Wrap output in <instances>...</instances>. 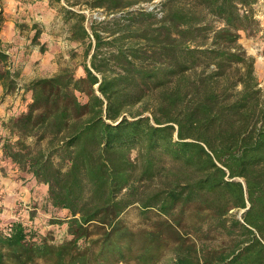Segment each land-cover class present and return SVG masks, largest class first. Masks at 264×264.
<instances>
[{
	"label": "trees",
	"instance_id": "obj_1",
	"mask_svg": "<svg viewBox=\"0 0 264 264\" xmlns=\"http://www.w3.org/2000/svg\"><path fill=\"white\" fill-rule=\"evenodd\" d=\"M152 1H87L126 11L92 33L61 7L86 44L84 77L64 68L22 86L0 39L4 96L30 95L3 123L0 152L47 186L69 237L15 220L0 226V264H264V89L240 43L259 0H165L159 19L130 10ZM5 21L0 6V34ZM131 208L139 227L124 218Z\"/></svg>",
	"mask_w": 264,
	"mask_h": 264
},
{
	"label": "rangeland",
	"instance_id": "obj_2",
	"mask_svg": "<svg viewBox=\"0 0 264 264\" xmlns=\"http://www.w3.org/2000/svg\"><path fill=\"white\" fill-rule=\"evenodd\" d=\"M87 1L90 0H48L44 3H40L39 0H0V6L4 9L5 13L7 12L10 14L16 26L14 27L17 32L16 40L10 45H5V48L10 53L13 67L16 70L19 69L18 64L23 61L22 58L26 57L28 54L32 55L33 51L32 49H30V45H38L39 47L43 45L45 49L49 51V53L51 52V62L55 61V56L60 51L61 47H64L67 53L69 52L70 43H68V36L65 35L67 26L64 24V22H62L63 19L60 18L62 16L61 7H69L73 9L74 12L84 13L87 17L85 24L88 27L90 33H92V25H95L96 28L103 30V32L106 31L105 28H113V23H111L112 25H108L106 22L109 19L122 18L126 13V11H118L113 14H108L105 10L102 9H91L87 6ZM163 1L165 0L140 2L139 4L133 6V8H131L130 10H143L151 12L157 16V19H159L162 16L161 10L163 7ZM254 9L257 22L252 28L248 29L246 32H242L240 43L245 48L247 54L255 59L256 74L261 87L264 89V0H259V2L254 6ZM48 13H50V19L46 17ZM157 19L155 17L150 18L146 23H154L157 21ZM146 23H144L143 21H138V26L145 28L144 25H146ZM37 31H40L41 34L38 43L34 44L33 39ZM104 35L107 36V34ZM47 37L49 40H44V38L46 39ZM59 37L61 38L59 39ZM29 40H31L32 42H28ZM85 51L86 44L74 41V61L68 58L65 59V61H61L64 67H61L60 71L64 68H70L77 78L84 77V65L85 63L89 64V59L85 58ZM50 61H48L49 64H51ZM36 65V68L40 69L38 63H36L34 66ZM47 69L50 68L47 67ZM30 70L33 71V69ZM50 71L51 70H48V74L50 73ZM41 73L43 72L41 71ZM37 78L43 77L38 75ZM28 79V76H26L25 79L23 78L21 80L22 82H19L20 85L23 86L25 82H28ZM79 96L82 101L87 100V97L85 95ZM24 99L28 98H21L20 95H13L12 97L7 98L6 101L3 99L0 102V105L4 104L3 111H5V115L0 117V124L2 129L3 123L5 121L15 115H18L22 108H24L22 101ZM141 111V107H136L131 112H127L125 115L131 118L133 116V113L136 115ZM148 115H150L149 112L145 113V116ZM132 156H136V151H133ZM6 167L8 168V166ZM15 169L16 168L13 167L11 170ZM16 173L18 174V176L12 177L13 182L15 181L20 184L22 181H25L22 178V174L20 172ZM20 185L23 186V183H21ZM4 187L5 186L2 185L0 188L1 227L7 228L11 222L19 219L23 221L30 229L38 232L40 235L51 236L56 242L60 243L69 238L67 233V222H62L64 224L52 223L53 221L61 222L63 217H65L66 212L58 210L55 211L51 209V206L49 208V204H46V195L48 192L47 186H39L40 189L36 190V200H34V203L31 204L30 202L24 200V197L20 194V199L17 202L16 212L14 213L15 215L12 214L13 216L8 212L9 206L7 204L5 205L4 203L5 199H9L11 197L10 195H7L6 191H4ZM244 211L245 210H233L231 211V213L234 216L241 218ZM33 215H35V218L30 220V216L33 217ZM124 218L126 222L133 227H139L144 223V220L142 219L143 217H141L140 214V209L138 208H131L125 214ZM167 258H170V256L168 255ZM166 262L167 260L164 261L163 264H165Z\"/></svg>",
	"mask_w": 264,
	"mask_h": 264
},
{
	"label": "crops",
	"instance_id": "obj_3",
	"mask_svg": "<svg viewBox=\"0 0 264 264\" xmlns=\"http://www.w3.org/2000/svg\"><path fill=\"white\" fill-rule=\"evenodd\" d=\"M3 1H9V0H3ZM45 1H48V0H41L40 3H44ZM49 14L50 13H48L46 15V17L48 19H50ZM5 18H6V21L4 23L2 32L0 34V39H1L2 44L4 46L12 44V42H14L17 38V36H16L17 32H16V29H14V27H16V26L13 22V18L7 12L5 13ZM60 18L62 19V16ZM65 35L68 36V43H70V48H69L70 50L67 53L65 51V48L61 47V49L57 53V55L55 54L56 56H55L54 62L50 61L52 58V55H51V52L49 53L48 50H46L45 52H42L38 45H36V46L30 45L29 46L30 49H32V51H33L32 55L28 54L26 57L22 58L23 61L18 64L19 69H17V71H19V73H20L19 79H18L19 82H22L21 80L23 78L25 79L26 76H28L29 79H28V82L24 83V85L29 83V81L36 79L38 75L41 77L52 76L53 74L58 73L60 71L61 67L62 68L64 67V65L61 61H65V59H67V58L74 61V40L71 39V34L68 32V29H66ZM60 38L61 37H59V39ZM44 40H49V39L47 37L46 39L44 38ZM28 42L31 43L32 41L29 40ZM42 42H44V41H42ZM59 45H60V43H59ZM48 61H50L51 64H49ZM36 63H38V66L40 67V69L36 68L37 65L34 66ZM47 67L50 69H47ZM30 69H33V71ZM35 70H37V71H35ZM48 70H51L49 74H48ZM41 71L43 73H41ZM12 96L13 95L4 96V88H3L2 84L0 83V102L3 99L6 101L7 98H10ZM29 96L30 95L26 96L28 98V100L30 99ZM21 98H22V95H21ZM3 105H0V114H1L0 117L5 115V111H3V108H4ZM2 133H3V129L1 128V124H0V136L2 135ZM6 166H8V168ZM13 167H15V166L12 165L9 160L3 159V155L0 152V188L2 185H4L5 186L4 191H6L7 195L11 196L9 199H5V201H4L5 205L7 204L9 206L8 212L10 215H12L16 212L17 202L20 199V194L24 197V200H26L27 202H30V204H31V203H34V200H36V194H37L36 190L40 189L39 186H45V185H38L35 182L26 183L25 181L21 182V183H23V186H22V185H20L21 183L19 184L18 182H15V181L13 182L12 177H14V176L17 177L18 174L16 172H19L17 167H15L16 168L15 170H11ZM19 186H22V187H19ZM42 200H43V196H42ZM15 218H17V217H15ZM33 218H35V215H33Z\"/></svg>",
	"mask_w": 264,
	"mask_h": 264
}]
</instances>
